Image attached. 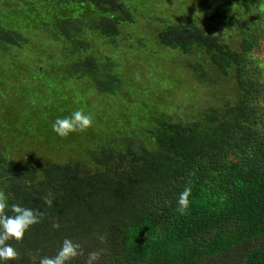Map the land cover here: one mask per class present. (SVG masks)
<instances>
[{"label":"trees","instance_id":"obj_1","mask_svg":"<svg viewBox=\"0 0 264 264\" xmlns=\"http://www.w3.org/2000/svg\"><path fill=\"white\" fill-rule=\"evenodd\" d=\"M218 1L167 17L157 0H0V264H264V0ZM140 14L153 25L136 33ZM147 32L198 95L229 80L234 97L175 106L174 58L168 85L125 75L162 53ZM50 65L74 88L42 81ZM92 95L113 100L91 114Z\"/></svg>","mask_w":264,"mask_h":264},{"label":"rangeland","instance_id":"obj_2","mask_svg":"<svg viewBox=\"0 0 264 264\" xmlns=\"http://www.w3.org/2000/svg\"><path fill=\"white\" fill-rule=\"evenodd\" d=\"M157 3V4H156ZM154 3L152 5V13H155L157 11H161L164 15H166L167 17H169L170 15V12H173V13H176V11H181L183 10V6H184V11H187L189 12H192V13H197L199 12V9H198V0H180V3L177 1V0H163V1H160V0H157V2ZM189 5L186 7V5ZM222 4L218 1V0H215V3H214V8L215 7H220ZM187 12H184V14L186 15ZM146 15V14H145ZM145 15H139L138 18H137V25L134 27L135 29H131V31H134L136 33H138L139 31L147 28L148 26L150 25H153L149 22V20L145 17ZM146 16H150L149 14L146 15ZM145 35V39H150L151 40V43H146L147 45L149 44L148 47H152L151 50L155 53H161V54H148V52L146 53L147 54V65L146 66H149L151 69H152V72L154 73L150 78L148 79H145L142 81V75L145 73V72H148L147 71V68H145V65L143 64H146V62H142V61H135V63L133 64L131 61V59H129V62H127V64L125 65H122V72L126 75V74H130L132 75V70L134 68V66H139L140 69L138 70V74H140L141 78H140V82L142 85H146L147 83H151V85H154L156 84L158 81V79H160V75L159 74H165L167 72H169L168 70H170L169 67H165V62L164 60H162L161 58H164V57H168V58H174V59H177L175 60V67L177 66L178 69H179V72L183 73L184 75H177V74H173L174 75V78H176L177 80V83H176V91H172V94H175L176 95V98H175V106H183V104H186V107L187 106H191L193 103H195V105L199 106L198 104V101L199 99H201V97H203L205 94H207L208 91H217L221 88L222 90V94L219 97L215 96V95H208V98L212 97L213 100H216L218 99L220 102L225 100V99H229V98H233L234 95H235V88L233 85H230V82L229 80L227 81H222L221 83V86L220 85H216V86H207L205 84H201V89L203 87V93H201L203 96L201 95H198V89L200 90V85H195L193 86V84L196 82V79L193 77L195 74L192 70L191 67H188L186 66L185 64H187L185 62V60L183 58H180V55L179 54H173L172 55V52L173 50L171 49H168L167 47H164L162 45H160L159 43H153V40H152V35L149 34V32H147L146 34L145 33H139V36H144ZM156 39V37H155ZM118 47H126L125 43L120 42ZM127 55L129 56H132V57H137L135 55V53L133 54V52H130V49H126V52H125ZM60 54V49H59V52L57 55ZM254 54L256 56L255 59L253 60V63L254 65L253 66H257V68L259 69V76H260V79L262 80V83L264 85V43L261 44V46L256 50L254 51ZM122 57L123 55H116L115 56V59H116V62H118L119 64H123V61H122ZM133 58V59H134ZM192 61V58L190 59ZM189 65V64H188ZM55 65H50V66H47L45 68L46 72L45 74L40 77L42 79V81L44 82H48L50 80H54L55 82H57V84H68L69 87L71 88H74V85H75V82H74V79L73 77L71 76V73L70 71L66 70V68H63V69H56L55 71H52L50 67H53ZM190 66V65H189ZM255 66V67H256ZM168 69V70H167ZM60 70V71H59ZM151 72V71H150ZM156 72L158 73L157 76H155ZM149 73V72H148ZM193 73V74H192ZM165 79L166 80V85H168V79L172 76L171 74H165ZM178 79L180 80L178 82ZM33 82H37V81H33ZM132 83V86L134 87H137V88H140V89H144V90H148L147 88L148 87H143V86H140L139 84L136 83L135 80L131 81ZM181 83L182 85L185 87L186 85H189L190 87V91H192V94L194 97H191V99L189 101H186L185 98H184V89H182V86H181ZM193 87V88H192ZM264 90V89H263ZM92 91V90H91ZM149 91V90H148ZM207 91V92H206ZM164 92V90H163ZM205 92V93H204ZM92 93V92H91ZM90 93V94H91ZM89 95V94H88ZM142 95L141 94H138ZM12 94H8V97L6 98V108L5 110L2 111V117L0 116V118H3V119H14V115L13 113H8L7 112V108H9V111H10V108H11V105H10V98H11ZM90 98L92 99V103L90 105V107H87L88 109H90V111L88 113H91V114H102V112L107 109V107H109V101L110 100H113L112 99V96H106L104 99L102 100H98L97 96L96 95H92L90 96ZM257 102L262 106V112L264 113V92L263 94L260 95V97L257 99ZM159 104V103H158ZM168 110H165V111H171V114H173L174 112H176L171 106H167ZM174 111V112H173ZM263 117H264V114H262ZM4 133V131L2 132ZM19 137V136H18ZM16 141V138L15 140ZM86 242H90L91 239H84ZM83 241V240H82ZM94 242V243H93ZM95 243H97V241L95 239H93L92 243L89 244V252H92L95 247ZM81 254H84V252H82Z\"/></svg>","mask_w":264,"mask_h":264}]
</instances>
